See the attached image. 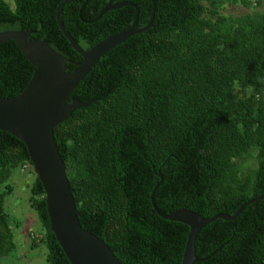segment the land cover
Instances as JSON below:
<instances>
[{"label": "trees", "instance_id": "16d2710c", "mask_svg": "<svg viewBox=\"0 0 264 264\" xmlns=\"http://www.w3.org/2000/svg\"><path fill=\"white\" fill-rule=\"evenodd\" d=\"M62 0H0V32L32 31L72 63L82 58L62 35L55 12ZM87 0L62 8L60 20L84 49L93 31L84 24ZM95 1V0H92ZM108 0L92 2L99 13ZM130 1L138 27L151 0ZM152 27L105 53L71 92L86 107L54 128L79 222L113 251L120 264H181L189 228L164 220L188 209L202 217L233 215L201 228L196 264H264V11L261 0H154ZM226 5L247 11L223 15ZM123 12V14H122ZM119 28H128L126 7ZM108 24V23H107ZM109 27V24L107 25ZM107 36V37H108ZM106 37V38H107ZM105 38V39H106ZM66 65V72L74 70ZM35 68L17 45L0 44V98L18 96ZM253 164L243 170L241 161ZM30 166L25 145L0 131V257L16 250L5 198L14 171ZM34 174V172H33ZM28 203L46 248L47 264H70L49 230L43 188L34 174Z\"/></svg>", "mask_w": 264, "mask_h": 264}, {"label": "water", "instance_id": "95a60500", "mask_svg": "<svg viewBox=\"0 0 264 264\" xmlns=\"http://www.w3.org/2000/svg\"><path fill=\"white\" fill-rule=\"evenodd\" d=\"M73 1L62 0L56 8L55 19L62 35L82 58L81 63L75 64L65 59L46 41L30 38L33 33L30 30L0 32V44L12 40L23 57L35 68L27 86L18 96L0 98V131L13 136L25 145L33 172L44 191L49 230L68 262L70 264H120L111 248L98 236L82 228L79 222L65 164L54 139V128L66 121L74 110L94 102L91 100L83 103L77 99L68 102V99L74 88L105 53L128 38L152 27L155 3L151 0V16L147 24L139 28V9L135 4L127 2L111 6L109 1L100 15L111 9L130 6L135 11L131 25L108 36L89 50H84L60 20L62 8ZM89 1L91 0H87L84 5ZM67 64L74 66V70L66 72ZM159 185L160 183L154 187L150 195L153 210L162 219L181 223L189 228L181 264L203 262L215 253L204 258L196 256L195 239L201 228L217 219L232 220L245 206L261 199L258 197L245 202L233 215L217 214L211 218H205L192 210L183 208L165 215L154 204V193Z\"/></svg>", "mask_w": 264, "mask_h": 264}, {"label": "rangeland", "instance_id": "374dc122", "mask_svg": "<svg viewBox=\"0 0 264 264\" xmlns=\"http://www.w3.org/2000/svg\"><path fill=\"white\" fill-rule=\"evenodd\" d=\"M5 1L14 10V0ZM256 10L264 11V0H261V6ZM245 11L247 10L241 5H226L221 10V14L239 15ZM252 164L253 160L249 157L241 161L244 171ZM34 179L33 168L27 166L14 171L8 181L13 187V192L5 198L4 211L9 216L16 250L8 256L0 257V264H47L45 261V246L39 244L36 248H31L32 240L39 238L42 234L38 217L28 203Z\"/></svg>", "mask_w": 264, "mask_h": 264}, {"label": "flooded vegetation", "instance_id": "af4514ba", "mask_svg": "<svg viewBox=\"0 0 264 264\" xmlns=\"http://www.w3.org/2000/svg\"><path fill=\"white\" fill-rule=\"evenodd\" d=\"M97 1L101 0H95V1H89L85 5L83 4L81 9L79 10V14L81 15L82 9L89 10L90 13L87 15V19L83 20L84 24H86L87 27L90 28L91 31H93V36L91 38V42L98 41L101 39H105L110 33H112L114 30L119 28V16L121 15V12L126 7L130 6H123L116 9H111L106 11L103 15H100V12L102 9H104L109 1L110 5H118L119 3H129L130 1H122V0H108L106 4L101 8L99 13H96L97 10L94 6H92V2L95 3ZM132 3V2H130ZM123 14V12H122ZM109 24V27L107 26Z\"/></svg>", "mask_w": 264, "mask_h": 264}, {"label": "built area", "instance_id": "2783aa9c", "mask_svg": "<svg viewBox=\"0 0 264 264\" xmlns=\"http://www.w3.org/2000/svg\"><path fill=\"white\" fill-rule=\"evenodd\" d=\"M24 167H26V166H24Z\"/></svg>", "mask_w": 264, "mask_h": 264}, {"label": "crops", "instance_id": "0c3cea01", "mask_svg": "<svg viewBox=\"0 0 264 264\" xmlns=\"http://www.w3.org/2000/svg\"><path fill=\"white\" fill-rule=\"evenodd\" d=\"M13 192V191H12Z\"/></svg>", "mask_w": 264, "mask_h": 264}]
</instances>
